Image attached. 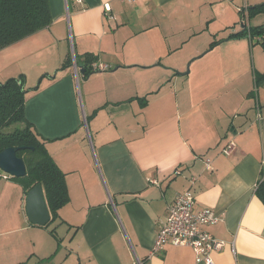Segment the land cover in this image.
Wrapping results in <instances>:
<instances>
[{"label":"crops","instance_id":"crops-1","mask_svg":"<svg viewBox=\"0 0 264 264\" xmlns=\"http://www.w3.org/2000/svg\"><path fill=\"white\" fill-rule=\"evenodd\" d=\"M49 2L50 26L0 49L28 52L0 78L30 87L26 118L70 199L33 224L28 190L0 173V264H206L171 242L152 253L190 187L220 217L204 226L225 241L214 264H264V0Z\"/></svg>","mask_w":264,"mask_h":264},{"label":"trees","instance_id":"trees-1","mask_svg":"<svg viewBox=\"0 0 264 264\" xmlns=\"http://www.w3.org/2000/svg\"><path fill=\"white\" fill-rule=\"evenodd\" d=\"M52 20L49 0H0V49L50 26ZM263 27L253 31L258 30L259 34ZM84 69L87 75L93 72L90 65ZM20 76L23 85L24 77ZM16 81L11 78L0 83V152L7 147H20L17 154L24 159L27 173L13 178L26 190L41 183L49 209L57 211L70 199L65 173L26 118L27 92Z\"/></svg>","mask_w":264,"mask_h":264},{"label":"built area","instance_id":"built-area-1","mask_svg":"<svg viewBox=\"0 0 264 264\" xmlns=\"http://www.w3.org/2000/svg\"><path fill=\"white\" fill-rule=\"evenodd\" d=\"M78 1L82 2V0ZM110 9V6L107 4L106 11ZM242 11L244 12L246 9L243 8ZM243 22L246 24V21ZM257 35L259 40H264V27ZM90 67L92 70L108 69L107 65L98 62H92ZM233 147L234 142L232 141L223 149V153L226 155L230 154ZM206 167L207 169H212L211 159L209 158L206 159ZM180 172L179 169L175 170L177 174ZM2 177L10 178L11 175L3 173ZM192 182L194 183L195 180H192ZM194 204L195 196L191 187L180 192L169 204L166 218L157 231L152 253H157L163 249L164 244L171 242L175 246L191 247L195 252L198 262L214 264L211 254L214 250L222 249L225 241L216 238L211 232L204 229V226L217 223L220 217L209 207L194 211Z\"/></svg>","mask_w":264,"mask_h":264},{"label":"water","instance_id":"water-1","mask_svg":"<svg viewBox=\"0 0 264 264\" xmlns=\"http://www.w3.org/2000/svg\"><path fill=\"white\" fill-rule=\"evenodd\" d=\"M244 24V23H243ZM203 55V54H202ZM200 55V56H202ZM199 56V57H200ZM194 59H192L193 61ZM188 64V69L190 68V64ZM102 70L96 69L93 70L94 72H100ZM82 74H84V69H82ZM56 75V71L52 76L48 75V77H54ZM19 84L21 85L22 90L28 91L25 89L24 85H22V79L19 75L18 77ZM41 81V78L39 79L37 86L34 87V89L38 88V84ZM20 149V147H7L4 150L0 152V169H2L4 172L10 174L12 177H23L27 173L26 164L24 162V159L20 156H18L17 151ZM26 213L28 216V219L33 224L38 225H46L50 219H51V212L48 207L44 189L41 183L36 184L31 189L28 190L26 195Z\"/></svg>","mask_w":264,"mask_h":264},{"label":"rangeland","instance_id":"rangeland-1","mask_svg":"<svg viewBox=\"0 0 264 264\" xmlns=\"http://www.w3.org/2000/svg\"><path fill=\"white\" fill-rule=\"evenodd\" d=\"M203 51H205V50H203ZM202 51V52H203ZM201 52V53H202ZM201 53H199V54H201ZM16 54H19V55H27L28 54V52H27V50L26 49H22V50H20L18 53H11L10 52V50H8V51H6V52H3V54H1L0 55V60H1V65L3 64V65H9L10 64V61L11 60H13L15 57H16ZM198 54V55H199ZM71 55V54H70ZM201 59V58H200ZM35 67H38V66H35ZM30 68H34V67H32V66H30ZM0 76H2V74H0ZM19 75H17V76H14V77H12V78H14L15 80H17L16 82H19V80H18V77ZM11 79V78H10ZM10 79H8L7 77L6 78H0V83H5L6 81H8V80H10ZM23 85H24V87H25V89H28V88H30L29 86H27L26 87V84L25 83H23ZM36 85V83L33 85V86H35ZM159 88V87H158ZM192 91H194V93H199L200 91H202V88H201V83H194V84H192ZM0 173H6V172H4L2 169H0ZM6 174H8V173H6ZM10 175V174H9Z\"/></svg>","mask_w":264,"mask_h":264}]
</instances>
